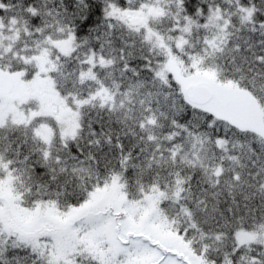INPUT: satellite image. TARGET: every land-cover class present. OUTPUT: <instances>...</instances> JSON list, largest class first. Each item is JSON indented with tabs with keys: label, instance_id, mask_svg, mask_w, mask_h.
<instances>
[{
	"label": "snow or ice",
	"instance_id": "1",
	"mask_svg": "<svg viewBox=\"0 0 264 264\" xmlns=\"http://www.w3.org/2000/svg\"><path fill=\"white\" fill-rule=\"evenodd\" d=\"M0 264H264V0H0Z\"/></svg>",
	"mask_w": 264,
	"mask_h": 264
}]
</instances>
